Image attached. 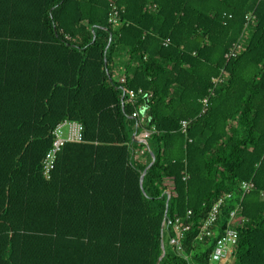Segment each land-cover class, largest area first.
I'll return each mask as SVG.
<instances>
[{
	"label": "trees",
	"instance_id": "1",
	"mask_svg": "<svg viewBox=\"0 0 264 264\" xmlns=\"http://www.w3.org/2000/svg\"><path fill=\"white\" fill-rule=\"evenodd\" d=\"M65 119L83 140L46 179ZM243 181L218 264H264V0H0V264H206L217 238L198 226ZM188 211L181 252L170 221Z\"/></svg>",
	"mask_w": 264,
	"mask_h": 264
},
{
	"label": "built area",
	"instance_id": "2",
	"mask_svg": "<svg viewBox=\"0 0 264 264\" xmlns=\"http://www.w3.org/2000/svg\"><path fill=\"white\" fill-rule=\"evenodd\" d=\"M246 18V26H248V24L251 23L254 19L253 13H249ZM108 22L118 24V11L115 10L112 13ZM168 43L169 39L164 42L165 45H168ZM241 48L242 42L239 40L233 44L229 52L226 54V57L230 58L236 56ZM121 81H124L123 77L121 78ZM222 81V75L213 78L214 84L221 83ZM212 94L213 89L211 90L210 95ZM129 95L131 98L136 97V93L132 90L129 91ZM209 97L210 96L205 97L202 100V113L207 109V106L209 104ZM133 115L136 116L137 112L135 111ZM189 122L190 120L186 121V119L180 121V127L183 132L187 130L188 125L190 124ZM148 135L149 132L145 131L140 139H147ZM52 136V145L46 152L42 160V173L46 179H50L52 177V173L55 169L57 161V155L61 151L63 146L70 142H81L83 140L82 125L76 120L65 119L56 125V127L52 131ZM240 187L242 189V194L240 197L235 196L233 193H227L225 195L219 196L213 203L205 218L202 219V222L198 226V233L196 236V240L198 242H204L207 238H217L213 250L210 254V259L206 264L223 263L233 253L238 239L237 226L239 221L241 220L238 215V211L241 208L240 202L242 196L250 189H252L254 187V184L252 182L243 181ZM230 202L234 203V207L232 208L228 218L226 219V224L224 225V227H221V225L218 224V219L221 216L223 206ZM190 214L191 211H188L187 217H177L173 221H170L173 234L169 237V243L175 246L176 249L181 252H183L182 239L185 233L190 230L192 224L188 220V218H190ZM220 228L222 229L220 230Z\"/></svg>",
	"mask_w": 264,
	"mask_h": 264
},
{
	"label": "water",
	"instance_id": "3",
	"mask_svg": "<svg viewBox=\"0 0 264 264\" xmlns=\"http://www.w3.org/2000/svg\"><path fill=\"white\" fill-rule=\"evenodd\" d=\"M122 101H123V98H122ZM145 102H146V105H145L144 108L146 109L147 108V102H148V97L147 96H145ZM133 136H135V135H133ZM140 141H142L143 143H146V139H140ZM151 155H152V161L149 164V167L151 166V164L154 162V159H155L153 153H151ZM145 172L146 171H144L142 173L141 178H140V184H141V186L143 185V179H144ZM161 247H162V255H161V257L159 259H161L164 256V254H165V244H164V241L161 242Z\"/></svg>",
	"mask_w": 264,
	"mask_h": 264
},
{
	"label": "crops",
	"instance_id": "4",
	"mask_svg": "<svg viewBox=\"0 0 264 264\" xmlns=\"http://www.w3.org/2000/svg\"><path fill=\"white\" fill-rule=\"evenodd\" d=\"M119 72H120V71H117V72H116V76H117V77H119ZM144 132H145V131H142V130L139 131V133H138L137 136H136V139H137L138 141H140V137L144 134Z\"/></svg>",
	"mask_w": 264,
	"mask_h": 264
},
{
	"label": "rangeland",
	"instance_id": "5",
	"mask_svg": "<svg viewBox=\"0 0 264 264\" xmlns=\"http://www.w3.org/2000/svg\"><path fill=\"white\" fill-rule=\"evenodd\" d=\"M165 244L167 243V237L165 236V240H164Z\"/></svg>",
	"mask_w": 264,
	"mask_h": 264
}]
</instances>
